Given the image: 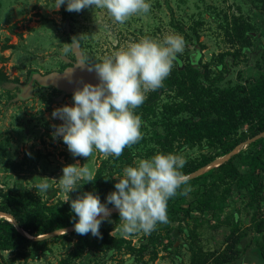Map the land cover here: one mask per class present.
I'll return each mask as SVG.
<instances>
[{
	"label": "rangeland",
	"instance_id": "obj_1",
	"mask_svg": "<svg viewBox=\"0 0 264 264\" xmlns=\"http://www.w3.org/2000/svg\"><path fill=\"white\" fill-rule=\"evenodd\" d=\"M150 3L148 13L133 15L121 24L115 22L105 9L90 8L77 13L66 11L64 6L55 10L53 0H0V73L6 79L0 82V186L30 190L54 203L65 200L68 194L58 185L63 166L78 162L94 176L108 157L95 150L89 158L73 157L59 137L52 139V126L62 121L53 119L51 113L57 107L71 105L72 94L36 84L32 96L17 99L21 86L31 78V71L63 70L76 61V53L70 45L74 35L83 41L79 46L82 56L94 57L98 63L142 38L159 42L165 35L179 34L184 38L185 48L177 54L180 60L173 61L172 69L177 66L176 61L201 71L206 65L214 73L220 72L221 86L234 85L241 79L264 72V0H150ZM240 16L252 25L249 31L252 45L242 50L227 34L234 18ZM160 96L161 102L170 99L164 93ZM144 150L141 147V151ZM199 153L200 149L187 150L184 158ZM140 158L144 157L139 156L136 160ZM262 174L264 177V172ZM195 175L199 174H191L192 177ZM41 180L49 185L47 193L34 189ZM197 187L185 184L184 188L190 191L180 195L181 190H178L171 199L186 206L195 200L194 189ZM219 207L221 209L213 216L205 215L202 225L196 229L197 244L202 253L224 250L231 226L238 223L239 234H245L237 244L242 253L228 264H264L255 246L261 236L250 228L253 210L247 192L234 190L226 200L219 202ZM121 224L122 221L111 232L113 235L130 240L136 247L154 241L156 256L147 253L135 259L123 252L113 251L105 256L88 251L73 264H127L128 256L133 258V264H193L195 251L190 247V230L185 227L186 222L180 224L167 219V223H158L150 234L138 232L126 237L120 233ZM64 232L67 231L58 233ZM74 240V236L51 240L53 253L29 264L58 260L69 251ZM4 255L9 257L7 252Z\"/></svg>",
	"mask_w": 264,
	"mask_h": 264
},
{
	"label": "trees",
	"instance_id": "obj_2",
	"mask_svg": "<svg viewBox=\"0 0 264 264\" xmlns=\"http://www.w3.org/2000/svg\"><path fill=\"white\" fill-rule=\"evenodd\" d=\"M245 22L243 17H236L233 25L227 28L228 36L238 44L239 50L252 45L249 35L252 25ZM71 41L78 46L83 43L77 35L71 37ZM223 58L224 55L220 58L221 62ZM86 59L90 65L98 63L94 57L88 56ZM176 62L177 66L163 81L162 88L150 91L144 103L134 110L142 122L140 131L143 139L126 147L119 158L108 156L104 159L93 176V182H81L79 189L68 193L65 200L59 199L54 203H49L30 190L5 189L0 186V212L11 214L17 223L13 222L12 217L0 214V264L38 262L48 253H53L51 240H66L71 236L75 240L66 254L56 261L41 264H73L88 251L105 256L113 251L123 252L135 259L147 253L155 257L157 252L154 241L136 247L130 240L111 233L121 223L118 211L111 212V223L107 220L101 223L100 238L91 234L78 235L74 230L55 235L46 234L73 226L76 217L66 201L91 192L104 203L107 194L115 190L114 184L122 175L123 168L134 166L137 157L149 158L158 152L184 157L187 150L195 148L200 149V153L187 158L181 169L187 176L199 174L190 177L186 183L198 186L194 189L195 200L186 206L171 198L167 202L168 220L180 224L186 222L185 227L190 230V247L195 251L193 264H228L242 253L237 244L245 234H239L238 223L231 226L229 241H226L224 250L204 254L197 244L196 229L199 224L202 225L201 220L205 215L213 216L219 211V202L226 200L234 190H245L248 194L249 206L253 210L250 228L261 236L255 241V246L264 260V135L260 136L264 133V72L241 79L234 85L221 86L220 72L214 73L206 65L203 71L192 65L181 67ZM38 72L33 70L29 76L33 77ZM4 80L5 77L0 73V82ZM161 93L170 99L161 102ZM238 146L240 149L235 150L227 160L222 162L225 158L219 159ZM141 147L145 150L141 151ZM216 163L219 164L203 167ZM184 185L178 190L185 189ZM107 207L116 210L111 204ZM5 252L9 257L4 255Z\"/></svg>",
	"mask_w": 264,
	"mask_h": 264
},
{
	"label": "clouds",
	"instance_id": "obj_3",
	"mask_svg": "<svg viewBox=\"0 0 264 264\" xmlns=\"http://www.w3.org/2000/svg\"><path fill=\"white\" fill-rule=\"evenodd\" d=\"M55 10L64 6L68 12L79 13L83 9H105L118 23L126 22L131 16L150 11V0H53ZM76 47L74 41L70 43ZM185 41L179 34H168L161 41L145 37L129 43L100 63L89 65L87 59L78 58L75 67L95 72L98 83L75 81L82 86L72 93V104L55 108L51 116L62 121L53 125L50 133L66 145L73 157L89 158L93 151L105 156L119 158L126 147L143 139L140 116L134 110L141 106L145 93L156 91L169 76L177 54L184 51ZM65 51H68L66 49ZM65 78L74 83L72 69ZM186 159L178 154L156 153L149 158H140L134 166L123 168L122 175L114 184V191L105 197V202L91 192H85L69 202L75 214L73 230L78 235L91 234L100 238V225L111 223V204L122 221L120 233L129 236L143 232L150 234L158 223H167V202L178 194L188 176L181 169ZM115 179V177H112ZM93 182V175L78 162L62 167L58 185L70 193L78 185ZM82 184V185H83ZM34 189L47 193L46 181L38 182ZM190 189H183L186 195ZM127 264H133L131 256Z\"/></svg>",
	"mask_w": 264,
	"mask_h": 264
},
{
	"label": "water",
	"instance_id": "obj_4",
	"mask_svg": "<svg viewBox=\"0 0 264 264\" xmlns=\"http://www.w3.org/2000/svg\"><path fill=\"white\" fill-rule=\"evenodd\" d=\"M73 49L76 53V61L75 62H73L71 65L66 66L63 70H55V71H50L47 73L35 74L33 77H31L28 80V82L26 84L21 86V92L17 96V99H26V98H29L30 96H32L33 89H34L36 84H39V85L45 86V87H54V88L60 90L63 94H72L73 91L77 87L82 86L80 84L75 83V81L83 80L86 83H92V84L98 83V80L96 78L94 71L89 72L86 69H80L78 67H75L76 62H77L78 58H80L82 56V53H81L80 48L77 44H76V47ZM175 59H178V61L180 60L177 56ZM179 63H181V62H179ZM180 65L182 67V64H180ZM70 69H72V78H73L74 83H69L68 80L65 78V76L68 74V72L71 71ZM262 135H264V133H262L260 136H262ZM237 148L240 149V146L236 147L230 154H228L222 158H219V159L225 158L222 161V162H224L225 160H227L230 157L231 154L235 153L234 151ZM216 160H218V159H216ZM216 160H214V161H216ZM209 164H207V165H209ZM203 167H205V166H203ZM188 177H192V176L189 175ZM1 213H4V212H1ZM5 214L12 217L13 222L17 225L14 217L11 214H9V213H5ZM19 229H21V228H19ZM68 230L71 231L73 229H66L65 231H68ZM55 234H58V232H54L52 234L49 233L46 235H55ZM46 235H42V236H46ZM42 236H40V237H42Z\"/></svg>",
	"mask_w": 264,
	"mask_h": 264
},
{
	"label": "bare ground",
	"instance_id": "obj_5",
	"mask_svg": "<svg viewBox=\"0 0 264 264\" xmlns=\"http://www.w3.org/2000/svg\"><path fill=\"white\" fill-rule=\"evenodd\" d=\"M237 150V149H236ZM224 160V159H223ZM208 166V165H207ZM206 167V166H205ZM203 168V167H202ZM202 168H200V169H202ZM200 169H198L197 171H199ZM195 173V172H194ZM111 210V212L112 211H114V209H110ZM0 214H2V215H5V216H7L8 218H11L9 215H7V214H5V213H1L0 212ZM69 228H73V226L72 227H69ZM69 228H67V229H69ZM63 230H66V229H63ZM63 230H59V231H56V232H61V231H63Z\"/></svg>",
	"mask_w": 264,
	"mask_h": 264
},
{
	"label": "built area",
	"instance_id": "obj_6",
	"mask_svg": "<svg viewBox=\"0 0 264 264\" xmlns=\"http://www.w3.org/2000/svg\"><path fill=\"white\" fill-rule=\"evenodd\" d=\"M262 194L264 197V178H263V189H262ZM262 219L264 220V201H263V213H262Z\"/></svg>",
	"mask_w": 264,
	"mask_h": 264
}]
</instances>
